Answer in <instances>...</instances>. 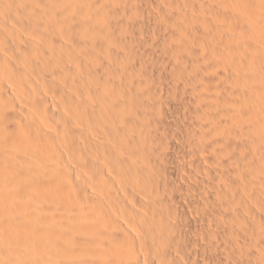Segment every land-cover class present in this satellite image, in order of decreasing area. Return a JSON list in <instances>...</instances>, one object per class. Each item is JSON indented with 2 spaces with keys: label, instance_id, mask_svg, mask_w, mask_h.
I'll return each mask as SVG.
<instances>
[{
  "label": "bare ground",
  "instance_id": "bare-ground-1",
  "mask_svg": "<svg viewBox=\"0 0 264 264\" xmlns=\"http://www.w3.org/2000/svg\"><path fill=\"white\" fill-rule=\"evenodd\" d=\"M35 254L264 264V0H0V264Z\"/></svg>",
  "mask_w": 264,
  "mask_h": 264
},
{
  "label": "rangeland",
  "instance_id": "rangeland-1",
  "mask_svg": "<svg viewBox=\"0 0 264 264\" xmlns=\"http://www.w3.org/2000/svg\"><path fill=\"white\" fill-rule=\"evenodd\" d=\"M39 260H40V258L38 256H36V254H35V264H39L40 263ZM45 261H46V259H45ZM45 261H42L40 264H42V263L43 264H45V263L46 264H48V263L51 264L49 261L48 262L47 261L45 262Z\"/></svg>",
  "mask_w": 264,
  "mask_h": 264
}]
</instances>
